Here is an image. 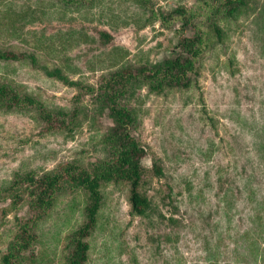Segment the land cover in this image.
<instances>
[{
	"label": "rangeland",
	"instance_id": "1",
	"mask_svg": "<svg viewBox=\"0 0 264 264\" xmlns=\"http://www.w3.org/2000/svg\"><path fill=\"white\" fill-rule=\"evenodd\" d=\"M200 1L148 0L146 7L137 0H0V47L38 59L0 60V77L50 105L69 106L78 89L46 75L45 66H61L71 78L97 85L109 69L173 56L179 24L148 19L149 9L190 8ZM204 26L207 45L191 86L157 93L142 84L130 101L137 115L133 133L147 149L144 188L158 200L170 184L179 223L155 217L154 226L133 215L126 185L108 184L84 264H264V0H246L233 15L206 16ZM103 29L112 34L106 44L98 35ZM81 97L93 107L90 94ZM111 123L107 110L93 109L70 137L44 131L30 113L0 110V181L78 155L94 160ZM156 157L164 170L160 177L152 171ZM73 197L61 200L60 213L54 209L43 224L29 264H65V234L79 211L62 207ZM5 205L0 202V211ZM159 208L166 217L172 213L170 205ZM17 211L22 215L26 208ZM61 215L69 222L59 224Z\"/></svg>",
	"mask_w": 264,
	"mask_h": 264
},
{
	"label": "trees",
	"instance_id": "2",
	"mask_svg": "<svg viewBox=\"0 0 264 264\" xmlns=\"http://www.w3.org/2000/svg\"><path fill=\"white\" fill-rule=\"evenodd\" d=\"M93 1L80 0L85 3ZM137 1L148 7V0ZM245 4L246 0H201L190 8L178 5L168 11L149 9L151 14L148 19H159L166 26L179 24L175 27V33L179 35L178 43L174 46L175 55L142 65L109 69L101 74L97 85L71 78L61 66H45L46 75L78 89L69 106L50 105L21 84L0 77V110L30 113L46 132L74 137L93 109L107 110L112 121L100 136L94 160H86L78 155L52 168L40 171L26 169L0 181V202L8 203L0 211V220L4 219V223L8 224L5 245L0 248V264L33 262L35 245L40 240L39 231L54 209L57 210L60 201L69 196L75 199L66 200L62 209H78L79 219L65 234L64 260L65 264H84L89 258L90 238L99 225L105 202L104 190L108 184L126 185L130 213L133 215L149 218L154 226H158L155 217H159L161 222L167 219L171 224L179 223V218L173 216L178 204L172 186L167 184L166 192L158 200L144 188L148 180V171L143 164L147 149L133 133L137 115L130 101L139 96L137 89L142 84L149 91L157 93L167 88L191 86L198 73V58L207 45L206 16L218 12L233 15ZM212 25L220 37V25L215 21ZM98 35L104 44L112 39V34L104 29L99 30ZM27 57L33 64L38 61L34 54L0 47V60L19 61ZM83 94L92 96V108L82 102ZM152 171L155 176L164 175L160 158H153ZM76 196L82 199L81 204L80 200L76 201ZM158 203L170 205L171 215L166 217ZM21 208H26L25 214L18 213L17 210ZM12 211V218H8V213ZM57 211L60 213V208ZM58 217L61 225L69 222L68 217Z\"/></svg>",
	"mask_w": 264,
	"mask_h": 264
}]
</instances>
